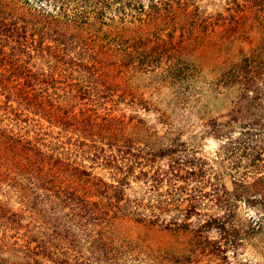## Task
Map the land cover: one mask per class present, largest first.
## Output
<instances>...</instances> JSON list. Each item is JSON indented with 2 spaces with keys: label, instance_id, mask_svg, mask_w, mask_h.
Here are the masks:
<instances>
[{
  "label": "rangeland",
  "instance_id": "1",
  "mask_svg": "<svg viewBox=\"0 0 264 264\" xmlns=\"http://www.w3.org/2000/svg\"><path fill=\"white\" fill-rule=\"evenodd\" d=\"M6 2L7 7H0L6 19L24 15L27 10L34 15L58 16L61 9L77 23L64 24L65 19L57 17L49 30L40 32L42 25L28 29L26 49L20 51H13L18 46L1 35L0 135L22 142V146L29 142L49 156L47 171H53L54 163L59 161L67 171L65 176H69L71 168L78 167L107 185L123 182L126 201H146L140 172L151 175L159 165L166 170L171 160L184 171L203 167L208 179L216 175L217 180L210 183L225 192L233 191L231 176H220L219 172L228 167L226 163L221 165L226 137L228 133L238 135L237 124L264 120V95L246 111L241 92L224 83L232 64L249 57L260 43L259 32L248 28L256 12L252 2ZM259 55L264 58V50ZM12 64L19 65L16 72ZM260 88L264 94V82ZM13 141L5 143L0 136V143L10 147L7 153L0 152V207L16 212L21 226L14 233L10 221L7 224L0 220V236L7 235L4 264H27L30 255L14 251L23 248L32 233H40L39 228L44 227L41 221L56 223L67 210L52 209L54 199L48 187L42 191L33 186L27 168L21 165L26 154L17 158L14 150L20 147L11 145ZM169 148L173 149L171 153L151 168L145 166L143 155ZM132 154H140L141 160H133ZM118 168L123 170L117 172ZM248 177L247 183H252L256 174ZM166 188V183L160 186L161 191ZM204 190L211 193L209 186ZM126 201L122 204L131 211ZM200 202V217L191 218L194 230L211 218L221 219L227 214L216 208L210 198ZM30 207L34 210L30 211ZM233 208L225 217V234L213 228L197 235L177 232L135 223L131 216L106 223V235L113 239V254L117 255L113 263L264 264L262 212H257L258 207H246L242 201ZM170 217H174L173 212L163 216L166 221ZM79 231L76 226L69 233H74L75 240L81 238L80 245L77 240L70 245L67 234L61 247H57V240L49 239L46 252L50 258L38 257L39 262L103 264L91 259L88 252L92 247ZM15 244L18 247L12 250ZM35 245L37 242L30 243L31 248Z\"/></svg>",
  "mask_w": 264,
  "mask_h": 264
},
{
  "label": "trees",
  "instance_id": "2",
  "mask_svg": "<svg viewBox=\"0 0 264 264\" xmlns=\"http://www.w3.org/2000/svg\"><path fill=\"white\" fill-rule=\"evenodd\" d=\"M249 2H252L253 6L256 7V12L252 15L253 18L249 21L248 28L251 31L259 32L258 41L260 43L257 44L255 52L251 53L249 57L236 60L232 64L228 79L224 82L225 85L235 87L241 92V97L246 101L244 108L246 111L251 109L254 101L262 100L264 95L260 88L261 83L264 82V58L259 55L264 50V13L261 14L264 12V0H249ZM3 4L4 7L9 5L6 0L4 2L0 0V7ZM60 8H62V3ZM27 11L29 12L24 15L12 16L9 19L3 17L4 12L0 14V38L2 35V37H6L8 42H15L18 47L13 48V51L26 49L24 43L28 41V29L34 30L37 26L42 25L40 32H43L45 28L49 30V28H53L52 23L57 21V17L65 19L64 24L77 23L76 19H68V16H65V11H61V9H59L58 14L60 15L58 16L52 13H47V15L38 13L40 18L37 17L39 15L32 14L34 12ZM244 22L246 23L247 19H244ZM11 69L16 72L19 65L15 67L12 64ZM36 104L34 105L36 106ZM237 113L238 111H236ZM237 125L240 130L238 135L233 136V134L228 133L229 137H226V142L222 147L221 165L226 163L228 167L225 170L222 167L223 169L219 171L220 176L225 174L231 176L235 186L232 192H225L219 188L220 186L217 188L215 183H210L211 180H217L216 175L212 179H208L203 167H196V169L190 167L189 170L184 171L177 161L171 160L172 164H168L166 170H163L159 165L151 175L149 172H140L145 183V197L148 198L146 201H143L144 198L126 201L122 189L124 187L123 182L118 181L116 186L107 185L101 178L94 177L90 172L78 169V167L71 168L69 176H65L67 171L63 170L59 161L54 163L53 171H47L45 168L51 161L49 156L29 145V142L22 146V142H14L7 135H0L5 143L13 141L14 143L11 145L15 144L20 147L14 150L17 158L26 154L21 165L27 168L34 187L37 186L42 191H47V187L49 188L51 195H53L52 199H54L51 203L52 209L64 208L67 210L61 220H58L57 217L56 223L41 221L44 227L42 230L39 228L40 233L37 234L39 239L37 235L32 233L24 247L16 249L14 254L20 253L27 257L30 255V261L27 264H41L38 257L50 258V254L46 252L51 242L49 239L57 240V243L55 242L57 247H61L67 234V237H70L68 243L72 245L77 239L75 240L74 233L69 232L77 226L80 229L79 232L84 235V242L92 247V250L88 252L89 255H92L91 259L103 264H114L117 255L116 253L113 254L115 251L113 239L106 235V223L110 224L113 221L131 216L135 223L157 226L158 228L164 227V229L177 232H193L197 235L200 231L213 228L219 234H225L227 223L225 217L229 216L228 213L233 212V205L238 201H242L248 208L258 207L257 212L261 211L262 213L259 215L264 216V120L257 119ZM0 147L2 148L0 152L3 151L4 153L10 149L2 143H0ZM172 150L169 148L161 153L143 155L142 157L147 162L145 166L151 168L156 161L163 158L166 153H171ZM131 157L133 160H141L140 154H132ZM116 170L120 172L123 169L118 168ZM253 173L256 174V178H252V183H247L248 175ZM126 174L128 173H123V175ZM164 183H166L167 188L161 191L160 186ZM205 186L211 188V193L203 191ZM208 198L212 200L216 208L227 212V214L221 219L211 218L209 221H205V225L195 227L197 230H194L191 228V218L193 216L200 217L198 206L203 204L200 201ZM125 201L131 211L126 209L127 205L122 204ZM29 209L30 211L34 210L33 207ZM0 211V220H4L7 224L10 221L15 227L14 233H17L21 226L18 222L17 213L10 210L5 211L4 208ZM172 212L174 217H170L169 221L164 220L163 216ZM177 216L182 218L179 219ZM90 230L92 231L90 232L91 235L85 234ZM6 237V233L0 236V264H4L6 261L3 253ZM78 240L77 245L83 243L81 238ZM31 242H37V245L31 248ZM229 243L234 244L232 241ZM17 247V244L13 245L12 250ZM79 259L81 262H89V259ZM53 263L57 264L56 261ZM58 264H66V262Z\"/></svg>",
  "mask_w": 264,
  "mask_h": 264
}]
</instances>
